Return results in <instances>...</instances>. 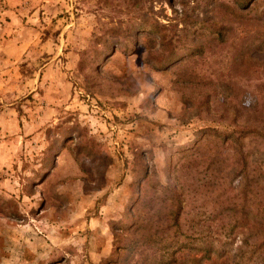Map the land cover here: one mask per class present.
<instances>
[{
    "label": "rangeland",
    "instance_id": "374dc122",
    "mask_svg": "<svg viewBox=\"0 0 264 264\" xmlns=\"http://www.w3.org/2000/svg\"><path fill=\"white\" fill-rule=\"evenodd\" d=\"M7 4L0 0V154L1 141L16 144L0 176H18L16 187L25 194L50 176H65L59 182L67 198L54 199L57 184L49 181L42 209H62L61 233L68 237L81 226L70 210L100 216L110 247L98 257L102 241L91 232L78 230L82 240L61 247L37 233L34 248L0 239V264H154L176 249L178 262L193 264L206 246L211 258L203 264H264V244L251 246L252 239L243 245L244 234L231 232L228 214L211 216L219 209L216 198L232 205L260 195L256 174L264 172V142L251 146L245 139L244 162L231 142L215 145V185L198 187L197 198L187 187L195 189L201 177L178 170L182 151L203 132L236 127L229 110H263L264 0ZM217 29L223 42L211 39ZM197 47L202 54L191 57ZM248 53L251 66L243 73L238 64L245 67ZM171 54L178 60L167 67L157 62ZM238 118L242 125L247 116ZM81 146L97 153L81 152L76 161ZM169 188L187 209L180 229L165 232L159 215L168 212ZM16 202L0 196V230L5 221L23 224L36 213L28 201ZM19 207L25 213L15 215ZM172 234L175 247L167 249Z\"/></svg>",
    "mask_w": 264,
    "mask_h": 264
},
{
    "label": "trees",
    "instance_id": "16d2710c",
    "mask_svg": "<svg viewBox=\"0 0 264 264\" xmlns=\"http://www.w3.org/2000/svg\"><path fill=\"white\" fill-rule=\"evenodd\" d=\"M243 1V0H242ZM243 3V2H242ZM212 40H219L220 42H223V33L222 29L216 30V36L211 38ZM191 57L194 56H200L202 54L201 48L197 47L192 50ZM243 52V51H242ZM242 52L239 51L236 55L235 62L238 61V57L241 59ZM251 53L243 54V58L246 57V61H244V65H241V63L238 64V67L240 70L244 73L246 71V68L249 69L251 66ZM168 58V59H167ZM167 59V60H165ZM174 60H178V58L174 55H169L168 57L158 58L157 62H161L162 66L167 67L168 64L173 62ZM250 65V66H249ZM157 66V65H156ZM157 68H161L157 66ZM161 70V69H158ZM224 109L223 105H220ZM229 110V109H225ZM232 113V119L231 124L233 126H236L232 131L229 132H220L215 129H211L208 131H205L202 133V135L195 141L193 146L185 149L182 151V161L179 165L178 170L181 171H187L191 173L193 171V175L200 176L201 179L200 183H196L195 189H192V185H188L187 190H189L194 196V198H197L198 192L196 189L198 187L203 188H210L211 186H214V182L216 179L215 172L211 169L212 164L214 162V155L212 153V148L217 146L218 144L231 142L234 146V154L237 158L240 159L241 162H244L245 160V152H244V140L249 139L247 145L250 143L251 146L253 145H259L264 142V107L263 110L260 113H251L249 114L248 108L241 107V108H234L232 110H229ZM245 114L247 116V119L244 121V123L238 124L237 120H239V115ZM220 119H223L220 117ZM66 137V136H65ZM85 153V157H93L97 152L91 153L90 149L86 147H80L79 150H77L74 153V159L78 161V154ZM257 179V187L260 195L257 198H254L250 201L247 200H240V202H237L232 205H222L221 200L216 198L213 203L214 205H218L219 209L217 211H211L212 218H217L222 216L223 214L226 215L227 219V225L231 226V232L233 229L237 228L240 233H243L244 236L242 238V244L245 246H248L251 244V246H258L257 248L263 246L264 244V185L258 184L260 182L264 181V172H259L256 174ZM205 180V181H204ZM165 194L170 195L171 199H169V205H166V211L161 213L159 215V222L162 223L164 226V231L168 232L170 229H173V231H178L179 228V222L181 220V216L185 213V210L187 209V205H182V199L179 194H175V191L173 188H169L165 190ZM173 194V195H172ZM182 196V194H181ZM188 201V200H187ZM252 202L253 206H256V213L250 214L249 213V203ZM195 210V208L193 209ZM252 216V217H250ZM209 231V230H208ZM245 232H248L249 234H245ZM150 237L153 235H149ZM148 236V238H150ZM175 235L172 234V237H170L169 242L167 245H165V248L169 249L171 247H175L172 243L175 240ZM254 239L252 243L249 244V241ZM201 240H204L201 238ZM210 240L212 241V237H210ZM259 242V243H258ZM206 243V239L204 240V245ZM167 246V247H166ZM244 247H240V249H243ZM181 249H176L174 253L169 255L167 257V261L165 260L166 257L164 256L162 259L158 260L154 264H184L180 263L176 259V254L180 253ZM210 249L208 246H206V249H203L201 251V255H196L191 263L193 264H203L205 261H208L211 258L210 255ZM203 252V253H202ZM165 254V253H164Z\"/></svg>",
    "mask_w": 264,
    "mask_h": 264
},
{
    "label": "crops",
    "instance_id": "0c3cea01",
    "mask_svg": "<svg viewBox=\"0 0 264 264\" xmlns=\"http://www.w3.org/2000/svg\"><path fill=\"white\" fill-rule=\"evenodd\" d=\"M12 1L13 0H8L7 5H10ZM18 48H20V46ZM10 140L11 139H8L7 141H1V148L3 150V153L0 154V171L5 166L4 162L9 160L8 154L13 152V145L16 144L14 140L9 142ZM64 178L65 176L57 178L55 177L54 180V178L50 176L46 180H43L39 186H35L33 188V192L25 194L21 192L18 187H16V185L19 186L18 176H0L1 197L11 198L13 200L17 199L16 203L19 205V199H21V201L26 200L28 201L29 210L33 208L36 211V213H34V216H29L27 214L29 218L23 224H8L5 221L0 230V239L3 240V244L6 241L9 242L10 245L16 246L17 244H19V247L25 248L24 244L27 243L28 248H30V246L31 248H34L35 246H32L31 242H33V240H36L37 233H43L47 240H49L50 242H57L54 243L55 246L61 247V245H63L65 242L69 243L71 241H75L76 239H78V237H82L81 234H78V230H82L93 233L94 235H96V239H98L97 236H99V239L102 241L100 247H102L103 250L101 255H98V257L103 256L105 253H107V249L110 247V233L108 228H104V220L101 219L100 216H92L87 219L84 218L82 214H80L81 212H79L77 208L74 210H70L71 214H69V217L74 218V225L76 226L79 223V225L81 226L77 228V236L68 237L61 233V228H63L62 225L67 221L65 220V217L62 218V209L53 206H50V208L42 209V206L44 204L43 196L45 195L43 191H45L46 189V187L43 188V186L49 181L54 182L55 185L57 184V187L55 186L54 189V199L61 201L64 200V198H67V195L64 194L65 192H63L65 190V184L63 183L65 182L63 181ZM59 180H62L63 182H59ZM58 184L60 185L58 186ZM62 202L64 203L65 201ZM2 208L3 207H0V210H2ZM18 213L24 214L25 210L22 207H19V209L16 210L15 215ZM2 220L4 221L5 219L2 218ZM80 240H82V238H80Z\"/></svg>",
    "mask_w": 264,
    "mask_h": 264
}]
</instances>
